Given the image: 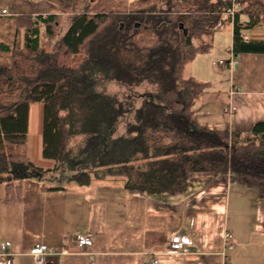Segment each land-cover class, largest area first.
I'll list each match as a JSON object with an SVG mask.
<instances>
[{
	"label": "trees",
	"instance_id": "1",
	"mask_svg": "<svg viewBox=\"0 0 264 264\" xmlns=\"http://www.w3.org/2000/svg\"><path fill=\"white\" fill-rule=\"evenodd\" d=\"M61 1L62 16L32 20L12 64L0 66L7 204L21 197L13 184L44 176L61 182L64 170L80 188L124 178L126 189L148 196L183 194L192 175L212 174L264 200V121L245 135L203 128L193 108L207 85L184 77L198 55L211 51L217 23L234 4V53L264 52V43L245 44L241 35L264 25V0H135L128 7ZM34 104L44 108L43 156L56 163L53 171L27 154Z\"/></svg>",
	"mask_w": 264,
	"mask_h": 264
},
{
	"label": "crops",
	"instance_id": "2",
	"mask_svg": "<svg viewBox=\"0 0 264 264\" xmlns=\"http://www.w3.org/2000/svg\"><path fill=\"white\" fill-rule=\"evenodd\" d=\"M61 3L0 0V10L10 13L0 20V66L12 64L13 49L25 44L32 20L62 16ZM239 20L249 23L245 15ZM241 35L248 37L245 44L264 43V25L243 28ZM212 44L184 74L207 85L193 108L195 119L209 130L245 135L264 121V52L235 54L230 20ZM233 56L238 64L230 66ZM220 61L226 64L217 67ZM43 114L42 104L30 106L27 154L36 167L53 171L56 163L43 156ZM125 184L124 178H109L80 188L30 179L13 184L20 191L17 204L6 203L7 187L0 185V247L11 243L13 264H35L31 252L38 246L54 251L51 264H264V200L256 190L212 174L192 175L187 190L175 196H148ZM177 235L194 244L169 254ZM79 236L92 246L79 249Z\"/></svg>",
	"mask_w": 264,
	"mask_h": 264
},
{
	"label": "built area",
	"instance_id": "3",
	"mask_svg": "<svg viewBox=\"0 0 264 264\" xmlns=\"http://www.w3.org/2000/svg\"><path fill=\"white\" fill-rule=\"evenodd\" d=\"M239 6L234 4L233 7L230 9L224 11L221 15L220 21L217 23V29H220L225 21L230 20L234 21V18L236 16V13L239 11ZM10 13L6 9L0 10V20L3 17L9 16ZM244 41L248 40V37L246 35L243 36ZM226 63L223 61L216 62L215 65L218 66H224ZM230 66H234L238 64V59L234 56L232 57L231 61L227 63ZM194 244L193 239H191L188 236H181L177 235L173 237L171 242L169 243L167 247V252L169 254H181L188 251V248L191 247ZM226 244L228 248H233V242L232 237L230 234L226 235ZM92 241L90 238L85 236H79L77 239V247L81 250L91 247ZM11 243L5 242L0 247V264H13L12 255L10 254ZM63 254H68L67 251H64ZM31 255L34 259L35 264H51V258L55 255L54 251L47 246H38L34 248L31 252ZM151 264H157L156 261H152Z\"/></svg>",
	"mask_w": 264,
	"mask_h": 264
},
{
	"label": "rangeland",
	"instance_id": "4",
	"mask_svg": "<svg viewBox=\"0 0 264 264\" xmlns=\"http://www.w3.org/2000/svg\"><path fill=\"white\" fill-rule=\"evenodd\" d=\"M133 1H135V0H117V4L121 7H128L130 4L133 3ZM66 28H67V23L64 22L62 25L61 31H60V35L64 34ZM108 89L111 92L119 93V94L124 91L122 88H119L116 85H109ZM70 177H71V173H69L67 170H64V172H62V176H61L62 181L61 182L55 181V179H57V178H51V177H47V176L46 177L44 176L43 178H41V181H43L45 184H56L57 185V184L66 183V185H68V184L72 185L70 182H68Z\"/></svg>",
	"mask_w": 264,
	"mask_h": 264
}]
</instances>
